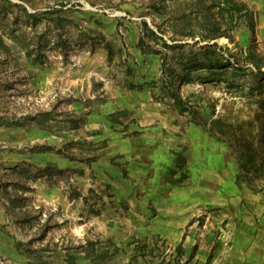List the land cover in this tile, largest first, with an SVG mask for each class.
Wrapping results in <instances>:
<instances>
[{
  "label": "rangeland",
  "instance_id": "obj_1",
  "mask_svg": "<svg viewBox=\"0 0 264 264\" xmlns=\"http://www.w3.org/2000/svg\"><path fill=\"white\" fill-rule=\"evenodd\" d=\"M0 264H264V0H0Z\"/></svg>",
  "mask_w": 264,
  "mask_h": 264
}]
</instances>
